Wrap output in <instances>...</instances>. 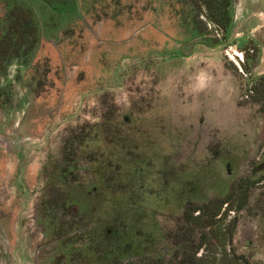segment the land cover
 <instances>
[{
  "label": "rangeland",
  "instance_id": "obj_1",
  "mask_svg": "<svg viewBox=\"0 0 264 264\" xmlns=\"http://www.w3.org/2000/svg\"><path fill=\"white\" fill-rule=\"evenodd\" d=\"M195 1L0 0V30L19 5L38 32L0 65V264H16L26 194L21 264H179L178 218L226 202L229 253L264 264V91L233 71L236 48L204 47L218 29ZM227 8L229 31L251 12ZM234 32L257 43L246 24ZM58 189L67 215L46 207ZM203 245L198 259L222 257Z\"/></svg>",
  "mask_w": 264,
  "mask_h": 264
},
{
  "label": "flooded vegetation",
  "instance_id": "obj_2",
  "mask_svg": "<svg viewBox=\"0 0 264 264\" xmlns=\"http://www.w3.org/2000/svg\"><path fill=\"white\" fill-rule=\"evenodd\" d=\"M232 1L235 3L234 13H233L234 16H237L244 9H247L248 11H251V12L249 14H247L245 17L239 19L238 24H236L231 31H229L227 29V27H222V26H220L217 23H213V22L208 23L209 25H213V28H215V29L217 28L218 29V31H217L218 33L216 32V34H217V38H219V40H215L216 43L212 44V45L210 43H207L205 39L202 40V42L204 44V47L207 48L210 51L218 49V48H221L220 50L227 49V48H232V49L236 48V50H234V52H236L234 56L239 58V60L241 62V66H237L236 69H234V70L232 69V70L242 77V81H243L245 86L249 85L250 93H253V92L256 93V90L259 87L263 88L262 90L264 91V82L259 80L260 73L261 72L264 73V40H260L259 39V37L261 36L260 33H262V31L264 32V25L257 29L255 27L256 26L257 17L256 18L255 17L254 18L250 17L255 12H257V15H259V16H260V14H264V6H263L264 5V0H259V4H257L258 6H253L251 4V2H249L248 0H232ZM18 9H23V10H26V11H29V12L32 13V11H30L29 9H27V8H25L23 6H19V5H16L12 9H10L5 14V16L3 18V24H4L5 28H1V30H0V34H2V36L0 35V41H1V39H3L5 37V35H7V32L9 30V23H11V20L9 18L10 14L12 12H14L15 10H18ZM32 15H33V13H32ZM230 17H231V15H230ZM33 19H34V22H35V25H36V19H35L34 15H33ZM252 20H254L253 22L255 23L253 25L250 24V22ZM242 24H246V26L249 27V33L251 35L252 34L253 35H257V37H256V39H257L256 42L257 43H254L253 41H248V39L246 38V43L244 44V46L241 47L240 46L241 44L239 43V41L243 40L244 39L243 36H245V35L243 33H241V35L240 34H236L235 32L231 35V32L234 31L235 29L240 30V27H241ZM0 26H1V24H0ZM219 34H222L225 39H220L221 36ZM34 37L36 39V42L32 46L31 50L28 52V54L25 57L21 56L18 59H11L10 61H7V62H3V61L0 60V65L3 66V64L4 65L6 64L5 66L8 67L10 65V62H12L14 60H20V59L26 58V57H28L30 55V53L33 51L34 47L38 43L37 25H36V30H35ZM231 37H232V41L230 43H228L229 39ZM222 45H224V46H222ZM213 46H214V49H212ZM1 52H2V50H0V53ZM253 65H255L254 68H253ZM257 68H258V70H257ZM256 70H257V72H256ZM202 72L204 73V71H202ZM243 77L247 78V79H243ZM245 82H247V83H245ZM38 90L40 92V89L37 86V89H36L37 93H38ZM72 158L73 157H71V159ZM67 159H68V157H67ZM118 165H119V167L121 166L120 163H118L116 166H118ZM129 180H131V178L127 179V181L125 182V186L127 188H132V187L133 188H137V186L135 184L134 185H130L129 184ZM23 189H24V187H23ZM58 192H59V194L56 197H53L52 199H50L48 201V205L46 207L55 208L57 210H61L65 215H67L68 214V210L70 211V209L67 206V201L68 200L64 201L65 197L67 195V192H65V191H63L61 189H58ZM25 194L26 193H24V196H25ZM30 197H31L30 195H28V197H27V194H26V199H24V201L22 203V209L18 212V215H17V225H18L17 245H18V242L20 240L22 242L21 243L22 246L19 247V248H17V246H16L15 249H14L13 255H12L15 258V260H16V264H21V261H24L22 257L20 258L18 256V252L20 251V253H21V251H23L24 245H25V243H24L25 242V240H24V238H25V213H26V211L28 209V202H29ZM55 198H60L61 199L59 204H55L54 203L53 205L50 206L49 204H50L51 200H53ZM227 204H228V202L221 204L222 209L225 210V211H230V209H231L230 205H228V207H226ZM261 206L264 208V204L261 205ZM203 214L204 213L201 210H197V211L194 210L193 213H192V215L194 217H199V216H201ZM220 214H221V212H220ZM186 217H188V216L183 217L182 220L180 218H178V220H177L178 225H180L179 230L181 232H184L183 238L177 239V240H173V237L172 238L170 237V242H171V244L173 246L172 249L170 248L168 250V253L170 252V258H168V260L170 259V263H173L172 261H179L178 260L179 259L178 258L179 255L182 256V258H183L182 261H186L188 256L190 255L191 246L189 245V243L187 242V240L185 238V235H186V233L188 231V219H186ZM71 225H73V223H71ZM20 236H21V239H19ZM107 239H108V237H107ZM107 239L105 240L104 238H102V241H98L100 248L103 249V246L106 245L109 242V239H108V241H107ZM113 244L115 245L114 247H118L119 246V245H117V243L115 244V242ZM100 248L99 249L96 248V250H100ZM109 251L112 252L113 248L111 250H109ZM209 253H211V252H209ZM198 254H199V252L196 254V257H199ZM213 254H215V252ZM219 254H220V251L215 254L214 258L216 260H217L216 257ZM134 255H136V253H134ZM208 256H210V255H208ZM203 257H201V258H203ZM205 257H206V255H205ZM210 257H212V258H210L211 260H214L212 255ZM201 258H199V259H201ZM217 261H221V259H218Z\"/></svg>",
  "mask_w": 264,
  "mask_h": 264
},
{
  "label": "trees",
  "instance_id": "obj_3",
  "mask_svg": "<svg viewBox=\"0 0 264 264\" xmlns=\"http://www.w3.org/2000/svg\"><path fill=\"white\" fill-rule=\"evenodd\" d=\"M200 1L201 6L205 10L207 18L217 23L222 27H227L230 20V13L227 8L228 0H196L195 5H198ZM11 23H9V30L7 35L0 41V60L3 62L10 61L11 59H18L21 56L25 57L35 44L36 39L34 37L36 25L31 12L18 9L10 14ZM24 50V51H23ZM207 206V205H205ZM222 206H216V208H196L195 211H203V215L194 217L190 215L186 217L188 219V231L185 238L191 246V252L188 256L189 261H178L179 264H221L214 257L211 260L210 256L206 255L201 259L196 257L199 249L207 243L211 246V249L222 250V257L220 258L222 264H248L247 259L243 256L236 254H230L227 250L228 241L231 243L234 229H223L224 216L221 217V221L216 218L220 215ZM219 218V217H218ZM219 224V225H218ZM218 225V228L217 226ZM208 229L212 231V237L217 240L215 245H210L206 242L208 236H210ZM213 253L216 251H212ZM226 261V262H225ZM241 261H244L243 263ZM177 263V261H172Z\"/></svg>",
  "mask_w": 264,
  "mask_h": 264
},
{
  "label": "crops",
  "instance_id": "obj_4",
  "mask_svg": "<svg viewBox=\"0 0 264 264\" xmlns=\"http://www.w3.org/2000/svg\"><path fill=\"white\" fill-rule=\"evenodd\" d=\"M249 2H251V4L253 5V6H258L257 4H259V0H248ZM251 18H256L257 17V20H256V28L258 29V28H260V27H262L263 25H264V14H260V16L259 15H257V12H255V13H253L251 16H250ZM234 37V36H233ZM234 234V233H233ZM237 251H235V254L237 255V253H236ZM245 259H247L246 258V256L245 255H242ZM248 260V259H247Z\"/></svg>",
  "mask_w": 264,
  "mask_h": 264
},
{
  "label": "water",
  "instance_id": "obj_5",
  "mask_svg": "<svg viewBox=\"0 0 264 264\" xmlns=\"http://www.w3.org/2000/svg\"><path fill=\"white\" fill-rule=\"evenodd\" d=\"M231 41H232V39L228 43H230ZM222 46H224V45H222Z\"/></svg>",
  "mask_w": 264,
  "mask_h": 264
}]
</instances>
